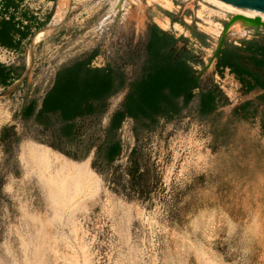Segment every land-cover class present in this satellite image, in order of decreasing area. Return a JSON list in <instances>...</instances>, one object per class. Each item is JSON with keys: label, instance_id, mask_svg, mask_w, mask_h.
Instances as JSON below:
<instances>
[{"label": "rangeland", "instance_id": "obj_1", "mask_svg": "<svg viewBox=\"0 0 264 264\" xmlns=\"http://www.w3.org/2000/svg\"><path fill=\"white\" fill-rule=\"evenodd\" d=\"M59 1L36 2L51 11L33 24L23 53L0 47V65L20 74L12 85H0V131L14 126L20 136L11 152L0 148V264H264V140L254 123L227 116L243 99L234 105L221 94L226 102L215 124L230 128L220 137L226 145L214 144L211 122L193 113L162 121L139 138L134 123L122 128L124 150L112 166L95 158L96 150L77 160L51 147L70 165L60 174L21 157L22 142L56 144L20 113L29 101H41L57 69L95 50L107 62L130 46L142 48L154 17L166 9L159 0H72L64 20L42 33L59 18ZM205 6L201 0L166 4L185 32L210 42L217 37L205 27L227 21L221 13H204ZM245 29L230 33L245 35ZM196 55L203 85L216 86L203 60L208 53ZM125 69L131 76L132 66ZM86 128L83 147H66L76 157L89 139L96 145L103 139L101 131ZM132 157L145 175L133 186L127 173Z\"/></svg>", "mask_w": 264, "mask_h": 264}, {"label": "trees", "instance_id": "obj_2", "mask_svg": "<svg viewBox=\"0 0 264 264\" xmlns=\"http://www.w3.org/2000/svg\"><path fill=\"white\" fill-rule=\"evenodd\" d=\"M23 1L1 0V4L4 11L9 8L17 10ZM21 15L26 20L34 21L27 12ZM30 35L31 27H18L14 16L9 20H0L1 47L23 53ZM192 35L202 46L208 45L204 34L192 31ZM242 45L243 48L233 49L230 58H223L221 53L217 67L224 65L231 68V72L244 83V90H262L254 100L240 104L227 115L247 122L256 116L259 106L264 104V39L244 42ZM242 50L252 52V56L245 58L240 53ZM99 54V50H95L60 66L51 88L41 99L40 109L37 110L39 101L34 99L22 108L20 114L25 123L34 118V126L41 127L42 132H50L54 140L63 135L72 147H83L85 131L88 129L86 127L90 125L102 132L98 124L108 110L109 99L123 90L124 100L111 115L109 125L104 129L105 138L99 145L95 144L94 139H89L85 154L81 157L65 151L60 145L41 140L38 142L77 160L86 159L91 150L96 148L95 158L112 166L122 152L119 130L127 118L133 121L135 137L139 138L143 132L155 131L162 121L171 123L194 113L200 120L211 122L214 144H228L227 141H220V137L225 135L224 132L229 133L230 128L215 124L217 117L223 114L220 108L226 101L215 86L203 85L195 69L202 61L198 60L196 49L190 44L189 38L176 37L153 24L148 27V37L142 48L132 49L130 46L104 67H93L91 63ZM246 62L252 64L253 70L246 67ZM126 65L132 66L131 76L126 72ZM19 77L20 74L13 69L6 70L0 65L1 86L8 87ZM78 119L81 121L76 122ZM19 140L20 136L14 126L1 129L0 148L6 147L5 150L11 152ZM134 152L135 149L131 156ZM92 166L95 167V160ZM140 171L139 160L130 158L127 173L132 186L145 179ZM2 181L0 173V187Z\"/></svg>", "mask_w": 264, "mask_h": 264}, {"label": "built area", "instance_id": "obj_3", "mask_svg": "<svg viewBox=\"0 0 264 264\" xmlns=\"http://www.w3.org/2000/svg\"><path fill=\"white\" fill-rule=\"evenodd\" d=\"M45 1L46 0H24L17 10H15L14 8H9L7 11H4L2 8L1 0H0V20L1 19L9 20L12 16H14L15 21L18 23V27H26V26L32 27L34 23L38 24V22H44L46 20V16L50 14L51 9H49V11H46L47 10L46 8L41 9L40 7H34V5L36 4V2L42 3ZM174 1H179V0H172V2ZM182 1L185 2L188 0H182ZM201 1H203V3H205L207 6L210 7V8H206L205 6L207 10H204V13H208L209 10H212V12L221 13L224 18L223 21H229V19L232 16H234L232 13H230L226 9L216 7L212 4L207 3L205 0H201ZM52 4H53V1L48 2V5H52ZM199 5L201 7H204V5H202L201 3H199ZM23 12H27L29 16H32L34 18V21L24 19L21 15ZM197 18L198 20H202L200 17H197ZM218 24L221 25V27H219L220 34L216 35L217 38L211 37L213 41L209 42V48L207 49L208 56L204 58L203 60H204L205 66H208L209 64V68L210 69L213 68L214 70V78H215L214 82L216 84L215 87L220 91L221 94H225V96H227L230 103H234L235 105V104H239V102L242 101L244 97V87L242 83L231 73L230 70L227 73H222L219 70H217L215 68L216 60L215 61L212 60L213 54L217 48L218 38L221 36L224 30L223 25L221 23H218ZM197 25L199 26L200 24H197ZM263 35H264L263 27L246 28L244 38L252 39V38L261 37ZM3 49L6 52L11 53V54L16 53V52L9 51L6 48H3ZM132 125H133V121L127 118L124 121L122 128L132 127ZM254 125H255L256 136L264 140V131H263L262 126L256 123H254ZM122 128L119 131H121ZM123 140L125 139H123L122 137V141H121L122 150H124L123 142L125 143V141ZM126 143L127 145L130 144L129 139H126Z\"/></svg>", "mask_w": 264, "mask_h": 264}, {"label": "crops", "instance_id": "obj_4", "mask_svg": "<svg viewBox=\"0 0 264 264\" xmlns=\"http://www.w3.org/2000/svg\"><path fill=\"white\" fill-rule=\"evenodd\" d=\"M159 1L164 3V7L166 9L162 12L164 14L159 13L157 16L154 17V23L157 26H159V28H161L162 30L169 32L171 27H168L167 29H165V28L160 27V25H159L160 21L165 22V21L168 20L169 26L173 25L174 26L173 28H175V30H179V29H177L176 26H178V28H180L179 34H176V33L175 34L172 33V34L176 35V37H180L181 34H184L183 36L186 37V38H189L190 44L196 49V51L201 49V50H204L207 53V49L209 48V40H206V43H208V45H206V46H202L200 43H198L196 38L193 37L192 33L185 32L184 26L179 24V21H181V20L178 19L176 16H174V13H173V11L171 9H168L166 7V4H167L166 1H169V0H159ZM170 2H171L172 5H174V2H172V1H170ZM263 39H264V35L261 36V37H257V38L245 39L243 32H239L238 33V32L235 31L233 33H230L228 35V37H227V40H226L224 46L222 47V49H221V51H220V53L218 55L217 60L215 61V68L217 70H219L220 72H222V73H227L229 70L231 71V68H229L228 66L221 65V66L217 67V62H218L220 54L221 53L223 54V58H230L232 56V54H233V49L235 47L243 48L244 46L242 44L244 42H249L250 43V42H256V41H262ZM253 49L254 50L256 49V44L253 45ZM240 53L245 58H250L252 56V52H244V50H242ZM108 62L109 61L106 62L104 60V58H102L100 56H97L92 61L91 64H92L93 67H104ZM246 67L248 69L250 68V69L253 70V66L249 62H246ZM195 69H196V66H195ZM232 74L239 80V78L234 73H232ZM8 82H9V80H8ZM242 85L244 87V83H242ZM260 93H262V90H260V89H255V90H252V91L244 90V97H243L242 103H244V102H246L248 100H254ZM124 95H125V92L122 90V91L118 92L117 94H115L113 97H111L109 99L108 110L104 114V116L101 118V121L98 124V128L103 130L102 131L103 139L105 138L104 129L106 127H108L109 122H110V118H111V115L113 114V112L115 110H117L121 106V104H122V102L124 100ZM40 106H41V101H39V103H38L37 110L40 109ZM220 110H221V108H220ZM80 121L81 120L78 119L76 122H80ZM248 122H250L251 125H252V123H256V124H259V125L262 126V123H264V104L259 106L258 111L256 113V116L253 117V118H250V120ZM29 123H30L29 124L30 126L35 127L34 126V118L30 119ZM37 129L42 132V128L41 127L37 128ZM253 135H254V133H253ZM54 141L56 142L57 145H60L62 147V149H64L65 151L69 150V148L66 149V147L71 146L70 144H68L66 142L65 137H63V135H61V138L55 139ZM94 150H96V148H93L90 153H93ZM89 155H91V154H89Z\"/></svg>", "mask_w": 264, "mask_h": 264}, {"label": "bare ground", "instance_id": "obj_5", "mask_svg": "<svg viewBox=\"0 0 264 264\" xmlns=\"http://www.w3.org/2000/svg\"><path fill=\"white\" fill-rule=\"evenodd\" d=\"M71 1L72 0H60L59 1V3H58V12H60L59 13L60 14L59 18L56 21H54V23H52V24L50 22L51 25L50 24L48 25L49 28L43 30L42 33H46V32L48 33L53 27H56L57 25H59L64 20L67 12H69L68 10L70 9ZM151 1H155V0H151ZM205 1L207 3H209V4H212V5L216 6V7H220L222 9H226L230 13H232L233 15H245V16L254 18L257 21L264 22V14H260V13H258V14H251V13L241 14V13L236 11V9L233 7V5H231L229 3H226L224 1H221V0H205ZM167 7H169V8L171 7V2H167ZM208 13L209 14L212 13V10H209ZM54 14H55V12H54ZM159 25L162 28H168L169 27V22H168V20L165 21V22L160 21ZM237 25L246 27V26H248V23L246 21H244L243 19H238L232 24L230 30L232 31V30H234L236 28L239 29L240 26L238 27ZM176 27H178V26H176ZM219 27H221L220 24H218V23H216V24L214 23L213 24V22H212V27H205V28L206 29H211V31H208V32H210V33H212L214 35H219L220 34V28ZM47 147H41V146H39V143L37 144L36 142H32V141L22 142V145H21V157L22 158H28L31 161H35L36 163L41 164L44 169H46V170H48L50 172L52 170H54V169L51 170V167L52 168L54 167L56 169V172L59 173V174L63 173V172H66V169H68L70 165H68L67 162L57 152H55L52 149L47 148ZM70 169L71 168H69V170ZM67 172H68L67 174L70 173V171H68V170H67ZM64 174H66V173H64ZM64 174H62V176ZM71 176H72V174H71ZM71 176L69 175V177H71ZM49 180H52V179H49Z\"/></svg>", "mask_w": 264, "mask_h": 264}, {"label": "water", "instance_id": "obj_6", "mask_svg": "<svg viewBox=\"0 0 264 264\" xmlns=\"http://www.w3.org/2000/svg\"><path fill=\"white\" fill-rule=\"evenodd\" d=\"M226 3H229L233 5V7L236 9L237 12L241 14L251 13V14H264V0H221ZM243 19L248 23V26H244V28H254V27H263L264 28V22L257 21L254 18L245 16V15H234L232 16L229 21H227L224 30L218 40L217 48L213 54L212 60L215 61L218 58V55L224 46L227 37L229 33L231 32V26L232 24L238 20ZM37 143V142H36ZM49 147V146H48ZM53 151H55L53 148L49 147ZM60 153V152H58ZM61 154V153H60ZM63 155V154H61ZM65 156V155H64ZM66 157V156H65ZM68 158V157H67ZM70 159V158H68Z\"/></svg>", "mask_w": 264, "mask_h": 264}]
</instances>
